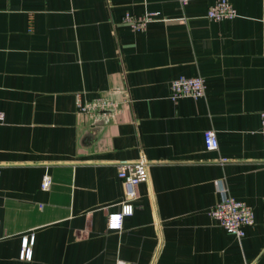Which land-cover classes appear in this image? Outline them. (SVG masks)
Listing matches in <instances>:
<instances>
[{
    "label": "crops",
    "instance_id": "0c3cea01",
    "mask_svg": "<svg viewBox=\"0 0 264 264\" xmlns=\"http://www.w3.org/2000/svg\"><path fill=\"white\" fill-rule=\"evenodd\" d=\"M214 1L0 0V264H264V0H231L221 22ZM149 13L142 31L123 22ZM182 76L206 95L173 102ZM101 98L118 106L83 109ZM143 159L134 214L110 231L119 166ZM220 185L254 211L241 239L209 215Z\"/></svg>",
    "mask_w": 264,
    "mask_h": 264
},
{
    "label": "built area",
    "instance_id": "2783aa9c",
    "mask_svg": "<svg viewBox=\"0 0 264 264\" xmlns=\"http://www.w3.org/2000/svg\"><path fill=\"white\" fill-rule=\"evenodd\" d=\"M190 0H182L187 3ZM155 13H149L142 18H136L131 14H126L123 22L133 30L142 31L151 22L157 19ZM207 17L215 22L224 20H234L238 17L237 9L233 6L231 0H215L208 10ZM163 19V18H162ZM166 21V20H164ZM206 95L205 80L201 76L185 77L182 76L172 81L170 86V99L173 102H179L185 98L199 100ZM117 103L109 99L101 98L86 104L85 111L103 113L109 108H116ZM261 133L264 141V112L261 114ZM204 144L208 151H218L220 148L219 139L215 130H207L204 133ZM118 177L123 182L125 200L122 203V208L119 212L109 214L107 219V228L113 232H119L123 229L124 220L134 214V202L138 198V188L141 184L149 181L148 163L146 160L137 162L124 161L120 164ZM52 186V177L50 174H45L42 180V189L49 190ZM220 200L210 210V217L221 228L225 229L229 234L237 236L239 239L245 236L247 227L255 225V214L250 205L244 201L234 198L224 186L219 188ZM2 222L0 220V231ZM36 244L35 234H28L22 237L21 250L19 259L24 262H31L34 258V246Z\"/></svg>",
    "mask_w": 264,
    "mask_h": 264
}]
</instances>
